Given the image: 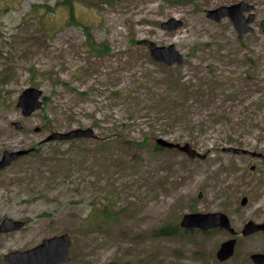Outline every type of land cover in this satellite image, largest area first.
I'll list each match as a JSON object with an SVG mask.
<instances>
[{"label": "rangeland", "instance_id": "1", "mask_svg": "<svg viewBox=\"0 0 264 264\" xmlns=\"http://www.w3.org/2000/svg\"><path fill=\"white\" fill-rule=\"evenodd\" d=\"M239 1L256 5L254 30L242 38L230 17L207 15ZM72 7L0 0V157L31 149L0 172V222L26 223L0 233V264L10 251L63 233L74 244L61 264H255L250 256L264 252V233L241 229L249 219L264 222V160L224 148L264 152V0H73ZM170 18L184 25L165 30ZM142 39L174 44L184 62L161 63ZM28 87L42 89L44 102L25 116L17 103ZM77 128L97 137L46 140ZM158 138L208 156L157 151ZM191 212L230 217L239 231L231 258H216L233 236L228 230L185 232L180 222ZM168 224L176 235L156 234Z\"/></svg>", "mask_w": 264, "mask_h": 264}, {"label": "water", "instance_id": "2", "mask_svg": "<svg viewBox=\"0 0 264 264\" xmlns=\"http://www.w3.org/2000/svg\"><path fill=\"white\" fill-rule=\"evenodd\" d=\"M254 9L253 4L245 1H240L231 5H223L215 9L207 10L209 18L219 22L225 17H230L242 38L246 33L253 31L251 23L255 20V13L251 12L245 15V12H250ZM183 25L182 20L171 18L162 23V27L167 30H175ZM139 44L145 45L150 50L153 58L162 61L168 65L174 63H183L184 55L177 49L174 44L158 45L149 39H142ZM43 91L36 87H28L22 91L18 99V107L21 108L23 115L29 116L43 105L41 100ZM18 128H23V123L20 121L14 122ZM96 136L93 128H77L67 132L52 131L47 137V141L51 140H72L75 138H92ZM157 143L166 148H177L185 152L190 158L196 157L205 158L206 155L200 153L189 143H176L165 138H158ZM226 152L235 154H248L251 152L254 156L264 157L263 152L251 151L247 148L229 146L224 148ZM29 149H21L17 151L5 150L0 158V171L8 167L13 161L19 157L29 153ZM255 168V165L252 166ZM202 192L199 197H202ZM249 201L247 195L242 196L240 203L246 205ZM25 226L23 220H16L11 217H5L0 223V233L19 230ZM181 226L191 229L199 228L207 231L213 228H224L233 236L223 241L216 252V257L219 261H225L231 258L236 249L238 230L233 227L230 217L223 212H192L183 216ZM262 231L264 232V222H257L249 219L245 222L241 233L245 236ZM74 244V238L70 233H63L52 237H47L39 244L26 250H14L4 255L5 260L9 264H61L70 260L71 247ZM251 259L256 264H264V252H254L251 254Z\"/></svg>", "mask_w": 264, "mask_h": 264}, {"label": "trees", "instance_id": "3", "mask_svg": "<svg viewBox=\"0 0 264 264\" xmlns=\"http://www.w3.org/2000/svg\"><path fill=\"white\" fill-rule=\"evenodd\" d=\"M64 3L69 4L71 6V9L73 10V7H72L73 0H64ZM72 10H71V18H75ZM103 50L105 51V49H103V47H102L99 50V52H103ZM4 79L5 80L7 79V75H4ZM146 142H147V138H145V140L142 142V144H146ZM154 149L157 151H160V150H168V151L177 150V149H170V148L163 147L161 145H158L157 143L155 144ZM177 230H178V227L173 226L171 224H168V225L162 226L159 229H157L156 234L160 235V236H173V235L177 234ZM185 232H189V230H185Z\"/></svg>", "mask_w": 264, "mask_h": 264}, {"label": "flooded vegetation", "instance_id": "4", "mask_svg": "<svg viewBox=\"0 0 264 264\" xmlns=\"http://www.w3.org/2000/svg\"><path fill=\"white\" fill-rule=\"evenodd\" d=\"M246 2V1H245ZM237 3V2H236ZM248 3H250V4H253L254 5V3H251V2H248ZM255 10H256V5H254V12H255ZM252 151H256V152H261V151H257V150H252ZM264 153V152H263ZM243 155H250L252 158L253 157H259V158H261L262 160H264V157H261V156H254V155H252L251 154V152L250 153H248V154H243ZM207 156H208V154H207ZM198 159V158H197ZM253 160H254V158H253ZM253 165H255V168H252V166ZM250 168L252 169V170H255L256 168H257V165L256 164H252L251 166H250ZM260 232H262V231H260ZM243 235V234H242ZM245 236V235H244ZM237 242H238V240H237Z\"/></svg>", "mask_w": 264, "mask_h": 264}]
</instances>
